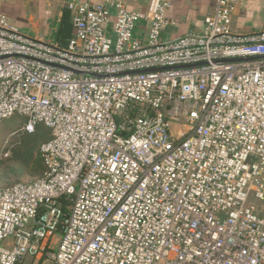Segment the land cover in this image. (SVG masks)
Listing matches in <instances>:
<instances>
[{"label":"built area","instance_id":"obj_1","mask_svg":"<svg viewBox=\"0 0 264 264\" xmlns=\"http://www.w3.org/2000/svg\"><path fill=\"white\" fill-rule=\"evenodd\" d=\"M172 2H71L67 47L0 8V124L52 134L43 177L0 188V264H264V32L215 0L165 42Z\"/></svg>","mask_w":264,"mask_h":264},{"label":"crops","instance_id":"obj_2","mask_svg":"<svg viewBox=\"0 0 264 264\" xmlns=\"http://www.w3.org/2000/svg\"><path fill=\"white\" fill-rule=\"evenodd\" d=\"M132 12L145 13L149 0H120ZM79 0H0L2 13L21 34L46 43L67 47L74 36V12L69 3ZM215 9V0H173L161 31L168 42L188 34H201L205 18ZM149 26L139 23L136 36L146 40ZM238 35L264 32V0H240L232 20Z\"/></svg>","mask_w":264,"mask_h":264},{"label":"rangeland","instance_id":"obj_3","mask_svg":"<svg viewBox=\"0 0 264 264\" xmlns=\"http://www.w3.org/2000/svg\"><path fill=\"white\" fill-rule=\"evenodd\" d=\"M25 120L20 116H13L0 124V188L5 189L12 187L17 183H32L40 179V174L35 171L36 151L47 143L43 139L36 141L35 153L33 157L27 151V146H34L35 142L25 137L26 130ZM36 133L42 136V132L50 131L44 126L39 127ZM35 134V135H36ZM36 135V136H37ZM28 143V144H27ZM27 144V146H24ZM37 172V173H35ZM254 202V199H252ZM61 236L58 234L53 239V252L58 251V243ZM11 245L10 241L3 243L7 248Z\"/></svg>","mask_w":264,"mask_h":264},{"label":"trees","instance_id":"obj_4","mask_svg":"<svg viewBox=\"0 0 264 264\" xmlns=\"http://www.w3.org/2000/svg\"><path fill=\"white\" fill-rule=\"evenodd\" d=\"M39 130H40V128H38L35 131V133H28L27 131L25 133V137L28 140H30L32 142H35L34 146H27L28 143L24 145V146H27V149H28L27 151H29L31 157H33V152L35 153V150L37 149L36 141L43 139L44 142H49L52 139V134L48 133V132H42V136H38L39 134L37 135L36 133H38ZM36 156L37 157H36L35 163H34L35 171H37V170L40 171L38 173L40 174V176H41L40 179H41L43 177V175H44L45 167H44V164H43V160H42V156H41V149L40 148L36 151ZM35 173H37V172H35Z\"/></svg>","mask_w":264,"mask_h":264},{"label":"water","instance_id":"obj_5","mask_svg":"<svg viewBox=\"0 0 264 264\" xmlns=\"http://www.w3.org/2000/svg\"><path fill=\"white\" fill-rule=\"evenodd\" d=\"M253 59H264V57H262V58H253ZM247 60H251V59L248 58V59H244V60H241V61H247ZM229 61L233 62V61H238V60H229ZM69 70L74 72V73H76V74H82L81 72H78V71H74V70H71V69H69ZM85 75L92 76V77L96 76V75H92V74H85Z\"/></svg>","mask_w":264,"mask_h":264}]
</instances>
